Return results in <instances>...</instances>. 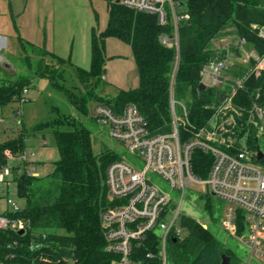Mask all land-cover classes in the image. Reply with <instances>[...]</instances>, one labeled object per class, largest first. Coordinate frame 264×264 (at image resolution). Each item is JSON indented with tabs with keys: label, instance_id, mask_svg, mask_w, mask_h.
<instances>
[{
	"label": "trees",
	"instance_id": "16d2710c",
	"mask_svg": "<svg viewBox=\"0 0 264 264\" xmlns=\"http://www.w3.org/2000/svg\"><path fill=\"white\" fill-rule=\"evenodd\" d=\"M175 1L182 3L190 15L179 26V53L161 42V35L173 30L171 24L161 26L155 15L108 0L107 27L103 31L92 28L90 68L75 66L79 94L59 82L64 78L66 67L74 64L45 47L39 48L42 55L56 59L59 65L46 63L41 55L34 77H47L56 88L65 90L79 116L58 111L56 117L38 122L31 129L22 124L17 136L0 142V169L8 161L6 151L14 154L25 152L27 139L39 132L51 130L59 151L53 171L45 177L27 174L18 177V194L27 199V204L14 216L27 222L26 232L0 231L1 260L10 263L119 264L118 256L106 250L107 240L101 220V212L106 205V168L119 157L109 149L98 155L94 153L91 130L81 121V115H88L91 102L104 103L117 112L128 103H134L149 121L153 133L171 132V74L179 55L175 97L188 106L190 122L194 129H199L213 116V110L208 106L218 101L216 89L200 88L202 70L205 65L224 59L229 52V48L217 47L216 43L235 35L239 39L245 38L250 50L264 54V39L259 36V29L264 27V0ZM110 36L130 45L139 74L136 88L120 89L111 97L100 93L107 64L106 40ZM19 39L22 45L23 40ZM234 50L239 54V48ZM28 67L32 69L30 61ZM2 70L9 73L4 66ZM246 70V66L238 65L231 72L240 76ZM16 81L0 84V113L6 104L25 97L23 89L29 87L31 79L23 77ZM258 93L260 102H264V70L260 75L249 78L234 97V105L250 109ZM250 127L254 129L255 124L251 123ZM193 131V128L181 127V139H186ZM212 163L211 153L201 149L193 152L192 166L196 175L207 177ZM261 164L264 165V159ZM44 178L46 182L38 184L37 181ZM201 194L209 205L211 195ZM180 226L185 235L169 239L170 264H222L223 255L230 256L232 264L241 261L231 249L222 245L211 230L192 216L183 213ZM57 230H64V233ZM149 237L151 241L138 251L144 261H148V252L157 253L158 250L157 235L150 233ZM13 239L18 241V245L9 248L8 243ZM33 241L41 242V247L31 249ZM11 254H14L13 258L8 257Z\"/></svg>",
	"mask_w": 264,
	"mask_h": 264
},
{
	"label": "built area",
	"instance_id": "2783aa9c",
	"mask_svg": "<svg viewBox=\"0 0 264 264\" xmlns=\"http://www.w3.org/2000/svg\"><path fill=\"white\" fill-rule=\"evenodd\" d=\"M138 12L155 15L161 26L171 24V33H163V45L180 50L179 26L190 17L185 6L175 0H112ZM264 39V27L259 29ZM242 49L246 39L240 38ZM232 54L224 59L207 64L202 70L201 84L225 94L223 100L209 105L213 116L209 123L194 129L189 119V108L175 97L174 86L178 71L177 63L171 74L170 105L172 131L153 133L149 121L134 103H128L120 112L110 106L95 102L91 115L98 122L109 127L111 136L125 145L143 163L142 169L122 157L111 161L105 172L106 205L101 212L102 227L107 240L106 250L118 256L119 264H170L168 243L171 237H183L185 231L180 226L183 214L181 201L190 189L196 186L198 193H208L226 202L224 224L241 242L249 248V257L238 264H251L256 258L264 262V165L258 159L256 144L264 153L259 139L264 136V102L260 94L250 109L237 107L233 99L245 87L252 75H260L264 70V54L255 50L247 54L255 64H248L244 74L238 76L231 71L234 64ZM28 99V88L23 91ZM254 123L252 129L250 124ZM193 128V133L182 140L180 129ZM201 149L213 156V163L207 177L194 173L192 156ZM8 161L0 169V231L26 232L27 222L14 215L22 207L10 197L13 183L18 187V177L27 174L38 176L35 166V152L14 154L6 151ZM156 174L170 187L167 192L161 185L148 177ZM18 192V189H17ZM171 192L181 197L179 205ZM239 230L240 233H239ZM150 233L158 239L157 253L148 252L144 261L138 252L143 244L151 241ZM18 245L16 239L8 247ZM31 249L41 247V242L33 241ZM8 257L13 258L14 254ZM43 260V258H42ZM49 262L47 258L44 259ZM0 264H40L35 261ZM185 264V263H180Z\"/></svg>",
	"mask_w": 264,
	"mask_h": 264
},
{
	"label": "rangeland",
	"instance_id": "374dc122",
	"mask_svg": "<svg viewBox=\"0 0 264 264\" xmlns=\"http://www.w3.org/2000/svg\"><path fill=\"white\" fill-rule=\"evenodd\" d=\"M108 21V0H0V36L6 38L4 43L0 41L2 57L0 60V84L6 83V81L18 82L16 80L23 77L31 79L30 88L25 87L29 89L28 101L15 100L1 109L0 142L17 136L22 124L31 129L38 122L56 117L58 111L63 114L79 116L78 110L73 106L69 94L65 90L56 88L47 77H34L38 57L40 58L42 52L30 43L26 42L21 45L19 38L24 40V36L32 38L35 36L37 37L35 39H40L39 47L59 46L60 44L64 47L67 42L70 45L81 47L84 40L89 42L92 28L103 31L107 27ZM48 34L51 38L50 42L46 44L44 40ZM59 34L62 39H59ZM239 43V38L233 35L218 41L216 46L229 48L230 51L232 50L231 53L237 56L238 53L234 49L240 48ZM239 50H242L240 54L243 60H247L246 64H253L254 59H247V54L251 50L246 45ZM106 56L104 86L100 91L102 95L115 96L120 89H133L139 85L137 64L129 44L117 37H108ZM42 57L46 63L59 65V62L49 55L43 54ZM30 59L32 69L28 67ZM5 63L9 64V67L4 66ZM3 66L9 73L6 74L2 70ZM85 67L89 69L90 64ZM59 82L79 94V88H76L79 85V80L76 77L75 66L68 65L64 78L59 79ZM93 103L91 102L89 105L88 115L82 114L80 119L91 130L94 153L98 155L105 149H109L118 157L133 164L135 168L142 169L141 160L111 136L108 126L98 122L91 115ZM43 137H45L46 143H43ZM35 138H30L32 142H28L29 146L27 145L26 150L35 152L36 171L41 174L37 177H45L53 171L54 162L59 158V151L51 130H47L45 133L39 132ZM259 144L263 149L264 136L260 137ZM148 177L170 192L169 185L161 177L156 174H149ZM37 182L43 184L46 179ZM17 189L16 183H13L9 195L22 207H25L27 199L21 197ZM193 189H190V192L181 201L182 212L198 220L215 234L225 248L231 249L241 261H246L249 257V248L224 224L226 202L211 195V200L207 205V199L202 198L203 195L198 193L201 192V189L196 186ZM171 195L175 198L176 205H179L181 197L174 192H171ZM3 207L4 202L1 200L0 209ZM56 232L64 233V230ZM251 264H264V262L253 258Z\"/></svg>",
	"mask_w": 264,
	"mask_h": 264
},
{
	"label": "crops",
	"instance_id": "0c3cea01",
	"mask_svg": "<svg viewBox=\"0 0 264 264\" xmlns=\"http://www.w3.org/2000/svg\"><path fill=\"white\" fill-rule=\"evenodd\" d=\"M91 35H92V30L90 32V39H89V42L85 41L83 42L82 46L81 47H78V46H74L73 44L70 45L69 42H67V45L66 46H61V44L59 46H48V47H45L47 48L48 50L54 52L56 55L62 57V58H65V59H69L72 64H74V66H80V67H83L85 69H88L86 68L85 66H87V64H90L91 65ZM59 39H62V36L61 34H59ZM37 37H26L24 36V40H23V43H30L32 44L33 46L37 47V48H40L39 47V38L38 39H35ZM50 36L49 34L45 36V42L46 44H48L47 42H50ZM54 37L52 36V39ZM71 38V37H70ZM69 38V39H70ZM6 39V38H5ZM223 40V39H222ZM25 41V42H24ZM20 42V41H19ZM1 48V47H0ZM240 49V48H239ZM240 51V50H239ZM242 51V50H241ZM241 51L239 52V54H237L238 56L237 57H234V64H238V63H241L239 64V66H247L248 64H246V61L247 60H243L242 57H241ZM232 50L228 52V55L227 56H230L232 55L233 53H231ZM36 54V53H35ZM38 56V55H37ZM41 57V56H40ZM39 57H38V61H39ZM30 63H31V59H30ZM5 66V65H4ZM30 88V87H29ZM127 90V89H126ZM28 93H29V89H28ZM28 96V95H27ZM34 139H36L35 137H32ZM31 138V139H32ZM31 139H27V145L29 146V143L31 141ZM32 142V141H31ZM43 143H46V139L45 137H43ZM38 176L41 175L38 171Z\"/></svg>",
	"mask_w": 264,
	"mask_h": 264
},
{
	"label": "water",
	"instance_id": "95a60500",
	"mask_svg": "<svg viewBox=\"0 0 264 264\" xmlns=\"http://www.w3.org/2000/svg\"><path fill=\"white\" fill-rule=\"evenodd\" d=\"M3 38H4V37L0 36V41H2ZM4 39H5V38H4ZM1 59H2V57H1V55H0V60H1ZM4 65H5L6 67H9V64H7V63H5ZM200 88H201V89H205V85H204V84H201V85H200ZM217 96L219 97L220 100H223L224 97H225V94H223V93L220 92V91H217ZM255 147L258 149V159H259V160L263 159V158H264V153H263V151L259 148V145H258V144H256ZM23 232H24V229H21V230L19 231L20 234H22ZM222 264H232V262H231V257L228 256V255H223V262H222Z\"/></svg>",
	"mask_w": 264,
	"mask_h": 264
},
{
	"label": "bare ground",
	"instance_id": "6f19581e",
	"mask_svg": "<svg viewBox=\"0 0 264 264\" xmlns=\"http://www.w3.org/2000/svg\"><path fill=\"white\" fill-rule=\"evenodd\" d=\"M1 42L4 43L5 42V39L3 38Z\"/></svg>",
	"mask_w": 264,
	"mask_h": 264
}]
</instances>
